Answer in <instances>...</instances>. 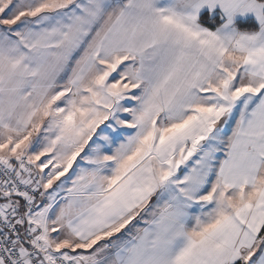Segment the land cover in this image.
Returning <instances> with one entry per match:
<instances>
[{
  "label": "snow or ice",
  "instance_id": "6c2138e0",
  "mask_svg": "<svg viewBox=\"0 0 264 264\" xmlns=\"http://www.w3.org/2000/svg\"><path fill=\"white\" fill-rule=\"evenodd\" d=\"M0 264H264V0H0Z\"/></svg>",
  "mask_w": 264,
  "mask_h": 264
}]
</instances>
